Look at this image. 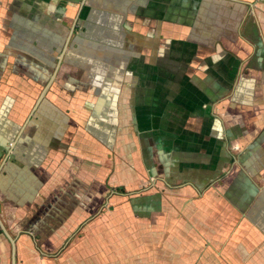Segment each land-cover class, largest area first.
I'll list each match as a JSON object with an SVG mask.
<instances>
[{
	"label": "crops",
	"instance_id": "0c3cea01",
	"mask_svg": "<svg viewBox=\"0 0 264 264\" xmlns=\"http://www.w3.org/2000/svg\"><path fill=\"white\" fill-rule=\"evenodd\" d=\"M0 217L15 264H264V0H0Z\"/></svg>",
	"mask_w": 264,
	"mask_h": 264
},
{
	"label": "water",
	"instance_id": "95a60500",
	"mask_svg": "<svg viewBox=\"0 0 264 264\" xmlns=\"http://www.w3.org/2000/svg\"><path fill=\"white\" fill-rule=\"evenodd\" d=\"M52 81H53V78H52V80H51V82L50 83H52ZM49 85L50 84H47L46 86H45V88H44V90H43V92H42V94H41V98L45 95V93H46V91L48 90V88H49ZM0 225H1V227H2V229H3V231H4V233H5V235L9 238V240H10V242H11V244H12V249H13V264H15V249H16V240H15V237H13V235L9 232V230H8V228H7V226L4 224V222H3V220H2V218L0 217Z\"/></svg>",
	"mask_w": 264,
	"mask_h": 264
},
{
	"label": "trees",
	"instance_id": "16d2710c",
	"mask_svg": "<svg viewBox=\"0 0 264 264\" xmlns=\"http://www.w3.org/2000/svg\"><path fill=\"white\" fill-rule=\"evenodd\" d=\"M120 191V190H119Z\"/></svg>",
	"mask_w": 264,
	"mask_h": 264
}]
</instances>
